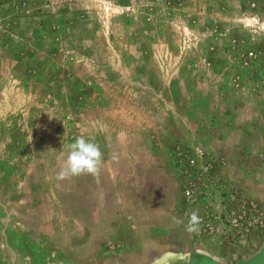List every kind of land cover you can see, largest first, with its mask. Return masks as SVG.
Segmentation results:
<instances>
[{"label":"rangeland","instance_id":"rangeland-1","mask_svg":"<svg viewBox=\"0 0 264 264\" xmlns=\"http://www.w3.org/2000/svg\"><path fill=\"white\" fill-rule=\"evenodd\" d=\"M0 264H264V0H0Z\"/></svg>","mask_w":264,"mask_h":264},{"label":"clouds","instance_id":"clouds-1","mask_svg":"<svg viewBox=\"0 0 264 264\" xmlns=\"http://www.w3.org/2000/svg\"><path fill=\"white\" fill-rule=\"evenodd\" d=\"M67 147L65 166L58 173L57 179L64 180L81 174L94 175L98 171L102 152L97 143L81 136Z\"/></svg>","mask_w":264,"mask_h":264}]
</instances>
